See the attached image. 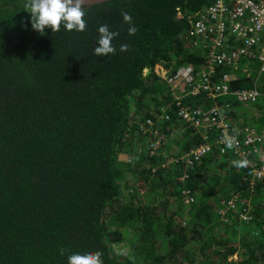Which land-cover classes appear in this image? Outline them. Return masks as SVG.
<instances>
[{"label":"trees","instance_id":"1","mask_svg":"<svg viewBox=\"0 0 264 264\" xmlns=\"http://www.w3.org/2000/svg\"><path fill=\"white\" fill-rule=\"evenodd\" d=\"M213 1L109 0L87 7L83 32L46 27L41 35L24 0H0V264H67L68 255L88 251H100L103 264H264V182L250 187L245 167L218 147L186 183L178 180L182 165L154 173L157 158L138 153L146 138L138 124L172 108L155 67H203L206 51L192 24ZM121 11L131 14L135 35ZM104 24L119 32L116 52L95 56ZM252 79L241 76L234 86ZM227 101L239 121L238 103ZM193 132L186 128L169 149L177 140L176 153L187 152ZM183 186L196 197L187 208ZM144 187L150 203L136 200ZM235 194L246 205L252 198L250 214L228 204ZM126 240L130 255L117 256L115 245Z\"/></svg>","mask_w":264,"mask_h":264},{"label":"built area","instance_id":"2","mask_svg":"<svg viewBox=\"0 0 264 264\" xmlns=\"http://www.w3.org/2000/svg\"><path fill=\"white\" fill-rule=\"evenodd\" d=\"M192 34L206 51L203 67L197 70L193 65H183L172 73L164 65H156L155 71L173 94L172 108L164 106L138 124L136 133L148 139L138 153L157 158L160 167H153L154 173L159 168L182 165L178 180L186 183L195 166L218 147L220 154H232V162L247 161L243 178L253 188L257 182H264V123L239 124L227 100L258 106L264 117V0H214L199 12ZM256 60L260 64L254 77L249 63ZM220 67L228 69L218 72ZM241 76L253 77L252 85L234 86ZM173 120L181 126H165ZM178 127L183 131L192 128L196 134L188 139L193 146L181 154L168 147ZM229 140L233 141L231 148L227 146ZM180 196L186 206L196 199L187 186L182 187ZM246 203L240 202V194L228 201L232 206L245 205L249 213L250 203ZM244 219H249L248 214Z\"/></svg>","mask_w":264,"mask_h":264},{"label":"clouds","instance_id":"3","mask_svg":"<svg viewBox=\"0 0 264 264\" xmlns=\"http://www.w3.org/2000/svg\"><path fill=\"white\" fill-rule=\"evenodd\" d=\"M93 0H24L22 8L31 14V27L44 34L45 28H51L52 32H58L63 26L67 31L83 32L86 29L87 7ZM123 21L129 25L127 32L129 36L135 35L138 28L133 24L132 16L126 11H121ZM98 46L93 49L95 56H108L115 54L116 48L112 41L119 36L118 31H112L108 25L98 27ZM129 45L121 44L120 51L126 52ZM227 146L231 148L233 141L229 140ZM237 168L247 166L246 160L233 161ZM60 255H65L66 250L61 248ZM67 264H103L100 251H88L83 254L72 253L67 256Z\"/></svg>","mask_w":264,"mask_h":264},{"label":"rangeland","instance_id":"4","mask_svg":"<svg viewBox=\"0 0 264 264\" xmlns=\"http://www.w3.org/2000/svg\"><path fill=\"white\" fill-rule=\"evenodd\" d=\"M259 64H260V61H255V64L252 66L253 67V75L257 73L258 71V68H259ZM235 112L237 114V117L239 118V122L242 123V124H245V123H249V125H260L262 123H264V120L262 121V119H260L262 116H261V109L258 107V106H252V105H248V106H244L242 104H238L237 105V108H235ZM236 117V116H235ZM260 117V118H259ZM178 134L176 137H178V139L181 137V134L183 132V130H181L179 127H178ZM181 139V138H180ZM147 138H145L143 140V143H141L142 146L145 147L146 145V142H147ZM177 141V140H176ZM175 141V144H174V147L177 148L179 147L178 144H180V141H178V144L177 142ZM139 145V147L141 146ZM138 147V146H137ZM119 159L123 162V163H126V162H129L130 161V157L127 153H122L120 154V157ZM212 167V165H211ZM127 175L130 176V173L128 174V171L126 173ZM126 175V177H127ZM134 187L130 186V188L127 190H123L122 192V198L128 202L131 200V197H132V193L131 192H134V191H131L133 190ZM145 190H143V192H141V194H136V200L137 201H141L143 203H150L154 200V195L153 193L151 192H148L146 190V187H144ZM145 192V193H144ZM140 193V192H139ZM250 203L251 205L253 206L252 204V198L250 197ZM189 206H185V208H187ZM133 234V232H129L127 233V235L130 236ZM130 240V239H129ZM114 252L117 256H124V255H130V252H131V244L128 243V241H123L122 243H118L115 245L114 247Z\"/></svg>","mask_w":264,"mask_h":264},{"label":"water","instance_id":"5","mask_svg":"<svg viewBox=\"0 0 264 264\" xmlns=\"http://www.w3.org/2000/svg\"><path fill=\"white\" fill-rule=\"evenodd\" d=\"M109 0H93V2L90 5H94V4H99V3H103Z\"/></svg>","mask_w":264,"mask_h":264}]
</instances>
